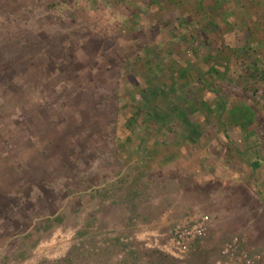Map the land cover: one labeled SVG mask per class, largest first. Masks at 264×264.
Here are the masks:
<instances>
[{
  "label": "rangeland",
  "instance_id": "374dc122",
  "mask_svg": "<svg viewBox=\"0 0 264 264\" xmlns=\"http://www.w3.org/2000/svg\"><path fill=\"white\" fill-rule=\"evenodd\" d=\"M263 3L0 0V264H123L97 214L107 201L150 212L149 198L160 205L177 191L121 159L117 133L137 114L209 120L245 103L256 121L250 146L263 155ZM216 128L209 120L212 146L231 155ZM244 173L250 196L238 187L228 200L209 197V254L192 244L175 258L158 244L124 264H221L234 236L264 264L258 175Z\"/></svg>",
  "mask_w": 264,
  "mask_h": 264
},
{
  "label": "crops",
  "instance_id": "0c3cea01",
  "mask_svg": "<svg viewBox=\"0 0 264 264\" xmlns=\"http://www.w3.org/2000/svg\"><path fill=\"white\" fill-rule=\"evenodd\" d=\"M258 44V49L260 46L264 48V43L260 41ZM199 97L201 102L198 104L207 105L204 97ZM244 104L236 114L235 111L228 113L227 110L222 116L213 114L209 117V120L216 122L217 127L211 136L228 143L231 155L243 156L237 165L232 161L231 155L212 146L214 144L208 135L210 133L205 130L209 121L206 117L189 118L182 115L175 118L166 114L143 117L137 114L124 120V124L129 121L130 127L127 131L117 133L116 145L125 166L132 171L143 172L145 176L159 172L162 180L167 179V186H175L177 191L168 195V201L160 200V205H156L159 200L149 198L147 204L151 206L150 212L125 210L118 205L110 207V202H106V206L97 214V224L106 236L104 239L110 240L109 236H114L113 241L118 243L115 257L120 262L124 264L128 259L131 261L132 256H142L143 253L140 255L139 250L148 252L153 246H166L169 230L179 214L187 210L215 212L207 204L210 196L221 195L228 200L229 195L235 196L234 188L238 187L243 188L246 195L250 196L248 183L241 173H257L255 185L258 187L257 198L260 199L258 205L264 207V189H260L264 186V154L260 155L259 149L250 146L256 121ZM174 122V126L169 125ZM223 127L224 130L220 131ZM190 194L192 198L189 197ZM258 217L253 216L252 219ZM246 223L243 226L251 225L252 229L253 223ZM204 243L202 240L195 242L192 245L193 254H209L203 248ZM166 254L175 258L182 257ZM219 257L221 260V253ZM215 264H219V261L216 260Z\"/></svg>",
  "mask_w": 264,
  "mask_h": 264
},
{
  "label": "built area",
  "instance_id": "2783aa9c",
  "mask_svg": "<svg viewBox=\"0 0 264 264\" xmlns=\"http://www.w3.org/2000/svg\"><path fill=\"white\" fill-rule=\"evenodd\" d=\"M213 218L208 213L189 211L176 218L169 230L168 244L159 247L160 250L175 254L186 255L192 244L204 239L211 227ZM242 238L234 236L221 248V264H258L261 255L250 252L242 243Z\"/></svg>",
  "mask_w": 264,
  "mask_h": 264
}]
</instances>
